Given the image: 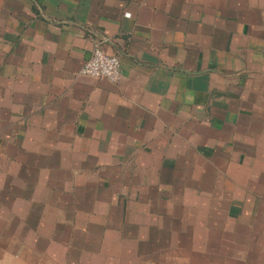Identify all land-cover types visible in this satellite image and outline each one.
<instances>
[{
    "label": "crops",
    "instance_id": "obj_1",
    "mask_svg": "<svg viewBox=\"0 0 264 264\" xmlns=\"http://www.w3.org/2000/svg\"><path fill=\"white\" fill-rule=\"evenodd\" d=\"M0 212V264H264V0H0Z\"/></svg>",
    "mask_w": 264,
    "mask_h": 264
},
{
    "label": "built area",
    "instance_id": "obj_2",
    "mask_svg": "<svg viewBox=\"0 0 264 264\" xmlns=\"http://www.w3.org/2000/svg\"><path fill=\"white\" fill-rule=\"evenodd\" d=\"M79 73L83 76L117 83L121 79L120 60L104 53L100 46L96 45Z\"/></svg>",
    "mask_w": 264,
    "mask_h": 264
},
{
    "label": "rangeland",
    "instance_id": "obj_3",
    "mask_svg": "<svg viewBox=\"0 0 264 264\" xmlns=\"http://www.w3.org/2000/svg\"><path fill=\"white\" fill-rule=\"evenodd\" d=\"M31 214H32L31 215V218H32L33 217V212H31ZM5 215H6L5 213H1L0 212V242H2L4 244H6V241H7V238L5 236H3V235H5L4 227H5L6 221L3 222V220H5V219H3V217H5ZM22 220H23V217H22ZM4 247H5V245H4ZM13 248H18V245L16 243H14Z\"/></svg>",
    "mask_w": 264,
    "mask_h": 264
}]
</instances>
